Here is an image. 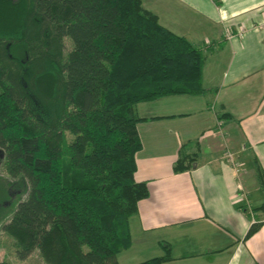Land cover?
I'll use <instances>...</instances> for the list:
<instances>
[{
    "label": "trees",
    "instance_id": "trees-1",
    "mask_svg": "<svg viewBox=\"0 0 264 264\" xmlns=\"http://www.w3.org/2000/svg\"><path fill=\"white\" fill-rule=\"evenodd\" d=\"M204 59L142 0H0L2 164L28 185L2 225L17 259L37 250L38 264H120L129 217L149 193L134 176L135 105L212 91ZM190 145L197 140L180 146L174 172L195 165ZM159 244L161 256L132 264L169 260Z\"/></svg>",
    "mask_w": 264,
    "mask_h": 264
},
{
    "label": "crops",
    "instance_id": "crops-1",
    "mask_svg": "<svg viewBox=\"0 0 264 264\" xmlns=\"http://www.w3.org/2000/svg\"><path fill=\"white\" fill-rule=\"evenodd\" d=\"M142 5L202 50V85L213 90L135 105L142 148L134 176L149 193L129 217L130 247L115 259L132 264L161 256L164 242L170 259L162 264H264V179L258 173L264 175V0ZM193 140L197 148L188 150L197 153L195 165L174 172L180 146ZM254 223L260 227L246 236Z\"/></svg>",
    "mask_w": 264,
    "mask_h": 264
},
{
    "label": "rangeland",
    "instance_id": "rangeland-1",
    "mask_svg": "<svg viewBox=\"0 0 264 264\" xmlns=\"http://www.w3.org/2000/svg\"><path fill=\"white\" fill-rule=\"evenodd\" d=\"M2 159L3 152L0 148V254L3 252L5 256H0V259H11V264H38L41 259L37 250H34L29 258L17 260L14 257L13 240L2 230L3 223L9 220L17 201L25 196L28 188L26 180L10 177L5 172Z\"/></svg>",
    "mask_w": 264,
    "mask_h": 264
},
{
    "label": "built area",
    "instance_id": "built-area-1",
    "mask_svg": "<svg viewBox=\"0 0 264 264\" xmlns=\"http://www.w3.org/2000/svg\"><path fill=\"white\" fill-rule=\"evenodd\" d=\"M242 31H243V28L240 27L239 30L237 31V32H238L237 34L241 35ZM232 36H233V33H232L230 30H227V29H226V37H227V38H231ZM224 156H225L226 159L231 163V165H232L234 168H236V170H238L237 167L239 166V163L236 161V159H235L233 153H232L231 151H226V152L224 153Z\"/></svg>",
    "mask_w": 264,
    "mask_h": 264
}]
</instances>
